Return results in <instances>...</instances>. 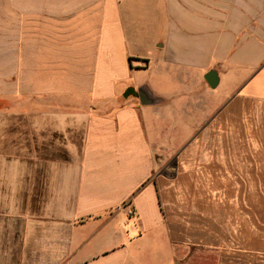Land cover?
Returning <instances> with one entry per match:
<instances>
[{
    "label": "crops",
    "instance_id": "0c3cea01",
    "mask_svg": "<svg viewBox=\"0 0 264 264\" xmlns=\"http://www.w3.org/2000/svg\"><path fill=\"white\" fill-rule=\"evenodd\" d=\"M0 264H264V0H0Z\"/></svg>",
    "mask_w": 264,
    "mask_h": 264
},
{
    "label": "water",
    "instance_id": "95a60500",
    "mask_svg": "<svg viewBox=\"0 0 264 264\" xmlns=\"http://www.w3.org/2000/svg\"><path fill=\"white\" fill-rule=\"evenodd\" d=\"M205 81L209 85V87L214 88L217 84V76L213 71H210L205 76Z\"/></svg>",
    "mask_w": 264,
    "mask_h": 264
},
{
    "label": "rangeland",
    "instance_id": "374dc122",
    "mask_svg": "<svg viewBox=\"0 0 264 264\" xmlns=\"http://www.w3.org/2000/svg\"><path fill=\"white\" fill-rule=\"evenodd\" d=\"M207 92H210V90L207 89Z\"/></svg>",
    "mask_w": 264,
    "mask_h": 264
}]
</instances>
